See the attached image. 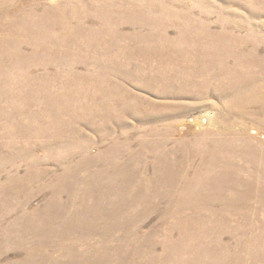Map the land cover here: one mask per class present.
<instances>
[{
    "label": "rangeland",
    "instance_id": "rangeland-1",
    "mask_svg": "<svg viewBox=\"0 0 264 264\" xmlns=\"http://www.w3.org/2000/svg\"><path fill=\"white\" fill-rule=\"evenodd\" d=\"M32 2L35 17L2 15ZM192 25L264 56V0H0V264H191L220 247L264 264V80L244 128L223 124L249 92L148 82L144 57L167 36L196 46Z\"/></svg>",
    "mask_w": 264,
    "mask_h": 264
},
{
    "label": "bare ground",
    "instance_id": "bare-ground-1",
    "mask_svg": "<svg viewBox=\"0 0 264 264\" xmlns=\"http://www.w3.org/2000/svg\"><path fill=\"white\" fill-rule=\"evenodd\" d=\"M30 5L32 6V9L28 12L22 7L20 9L18 7H15V11L8 13L7 8H5L4 9L5 11L2 13V15L5 17L4 14H7L9 17H14V18L15 17L24 18L23 17L24 15H27L30 18L35 17L38 14V9L35 8V5L36 7L38 5L35 2L30 3ZM48 16H52V15H48ZM176 18L179 17L176 15L174 19ZM68 25L70 24L65 23L63 27L66 28ZM180 29L185 31H193V33L197 32L198 37L194 38L193 40L196 41L195 43L196 46H186L188 50H185L183 48H177V45H170V44L168 45L167 43L169 42L168 41L169 38L167 36L166 39H164L166 44L160 46L163 48V49L161 48L162 50L160 51L150 50L148 56L144 57L148 61L153 62L152 65L153 72L151 73H154L153 75L154 78L152 81L150 77V81L148 82H150L156 87V93L158 94L160 93L162 95L178 96L176 95L177 92L171 93L168 89L164 90L161 93L159 92L158 87L172 86V82L176 83L178 81H182L183 79L203 78L206 79L207 82L211 81L214 82L215 84H216L215 81H219V84L216 85H217V89H219L221 93L226 94L230 91L238 90V89L244 92H249L242 97H235L232 100L231 112L232 111L234 112L232 113L236 116V119L234 121H229L226 124H223V126L230 124L232 127L239 126L241 128H244L246 126L245 122H257V120L260 119V116L262 114L254 110L249 111V109L250 107L251 109L257 108L256 104L258 103V98L256 99L255 96L260 94L258 84H263V82L260 81L264 80V56H260L259 51L256 48H252L251 50L245 51L242 47L246 46L245 45L247 44L246 41L239 42L237 40H232L229 37H226L228 46L223 47L220 45L221 36L215 37L214 35H212L215 33L214 32L210 33V31L207 30V27L204 26L192 25L189 27H180ZM16 34H20V33L16 32L13 36H15ZM199 36H203L204 37L203 40L199 39ZM25 37L28 38V36ZM185 41H187V39L182 40V42ZM202 41L210 44L211 47L202 46L201 44ZM213 43H215L216 46H213L212 45ZM199 47H205L207 48V50L201 49ZM65 49H67L66 53L71 54V52H69L70 48L65 47ZM182 62L185 63V66L183 67L179 66V64H181ZM157 68L158 69L161 68L160 70H162V76L165 78L162 80V82L160 81L158 82V78L156 76ZM167 70L171 72V77H167L166 75ZM254 75L258 77L257 82H251L247 80V78L252 77ZM0 77H1V72H0ZM223 82L225 83V85ZM190 85L196 87L201 86L205 88L209 87L207 83L201 85H198V83H191ZM185 92L186 94L180 96L189 99L191 97L196 96L193 91L192 92L185 91ZM115 93L117 94H114V97L117 100H119V98L117 97L120 95L119 94L120 92L116 90ZM180 93H184V92H180ZM137 109L138 108L136 107L134 111H136ZM166 110H172L171 112H174V109L169 106L166 107ZM179 110L181 111L182 108H179ZM238 118L241 119L238 120ZM203 123L209 124L210 122H207L205 120ZM260 125L264 129V122L262 124L260 123ZM173 133L174 130L169 131V135H173ZM252 133L259 135L264 139V135H261L259 131L254 130ZM231 135L233 134L231 133ZM202 140L204 139H200V142H202ZM197 144L198 142H196L194 146H196ZM188 145L191 144L189 143ZM263 154H264V150H263ZM250 165H252L254 171L256 172H259L261 169L264 168V163H259V164L250 163ZM249 179L253 180L252 175L249 176ZM205 183L206 182H203L200 187H204L203 184ZM188 185L190 187H193L195 184L190 183ZM222 185H225V183H222ZM248 185L252 186V182H248ZM259 247L262 249V254L260 249L257 250L259 252L255 254L257 257H259L258 260L264 261V245L259 244ZM224 250L225 249L221 247L217 251L204 249L203 252L211 253V255L216 254V256L209 257L207 259H201V257L198 255L197 257H195V259H193L191 264H201V263L203 264V260H205L204 263L207 264H231L234 255H225V253L222 255L221 252H223ZM216 252H218V254ZM237 264H243V263L239 261Z\"/></svg>",
    "mask_w": 264,
    "mask_h": 264
}]
</instances>
